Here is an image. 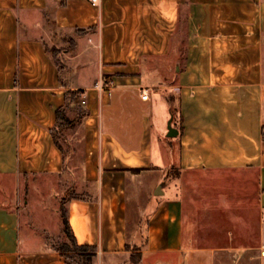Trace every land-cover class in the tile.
<instances>
[{"label": "crops", "instance_id": "crops-1", "mask_svg": "<svg viewBox=\"0 0 264 264\" xmlns=\"http://www.w3.org/2000/svg\"><path fill=\"white\" fill-rule=\"evenodd\" d=\"M40 178L91 264H264V0H0V264H75Z\"/></svg>", "mask_w": 264, "mask_h": 264}, {"label": "rangeland", "instance_id": "rangeland-1", "mask_svg": "<svg viewBox=\"0 0 264 264\" xmlns=\"http://www.w3.org/2000/svg\"><path fill=\"white\" fill-rule=\"evenodd\" d=\"M47 41L50 42V39L47 38ZM40 179L37 180L38 184L41 181L40 188L38 187L37 191L28 194V189H26L25 196H28L29 207H26L20 212L21 233L26 230V221L29 218L27 210H30L31 219L34 223L35 228H39L41 230L44 229L45 234L39 235L37 233L34 237V240H32L29 244L33 247H40L45 243H47L48 245L59 246L61 242L66 240L60 229V227L63 226L60 206L64 207V198L61 200V197L65 194H63L58 188H56V180H46L45 178ZM45 180L48 184L44 183ZM51 188L55 189V198L53 197ZM43 235H45V237ZM137 250L138 248L132 249L129 255L131 262H134L133 259L139 257L140 253Z\"/></svg>", "mask_w": 264, "mask_h": 264}, {"label": "trees", "instance_id": "trees-1", "mask_svg": "<svg viewBox=\"0 0 264 264\" xmlns=\"http://www.w3.org/2000/svg\"><path fill=\"white\" fill-rule=\"evenodd\" d=\"M65 40H69L70 49H74L75 44L69 37H64ZM48 51L52 54L56 64L60 68L61 60L59 58L60 48L47 47ZM80 91L77 90H66L65 91V106L70 105V103L79 100ZM63 117V109L59 108L56 110V119L59 121ZM61 207V219L63 223V233L66 238L65 241L61 242L56 248L63 254V256L74 262L75 264H91V260L95 255V247L87 244H78L76 239L68 225L66 210L63 206ZM133 258V257H132ZM134 262L139 261V257L133 259Z\"/></svg>", "mask_w": 264, "mask_h": 264}, {"label": "built area", "instance_id": "built-area-1", "mask_svg": "<svg viewBox=\"0 0 264 264\" xmlns=\"http://www.w3.org/2000/svg\"><path fill=\"white\" fill-rule=\"evenodd\" d=\"M90 2H91L92 4H97V3L99 2V0H90ZM147 97H148L147 91H146V90H142V91H141V98H142V99H146ZM81 103L84 104V103H85V100L82 99V100H81Z\"/></svg>", "mask_w": 264, "mask_h": 264}, {"label": "water", "instance_id": "water-1", "mask_svg": "<svg viewBox=\"0 0 264 264\" xmlns=\"http://www.w3.org/2000/svg\"><path fill=\"white\" fill-rule=\"evenodd\" d=\"M176 133H177V130L171 126L170 120H169L168 125H167V135L168 136H174V135H176Z\"/></svg>", "mask_w": 264, "mask_h": 264}]
</instances>
